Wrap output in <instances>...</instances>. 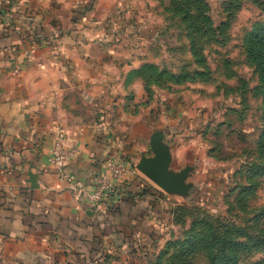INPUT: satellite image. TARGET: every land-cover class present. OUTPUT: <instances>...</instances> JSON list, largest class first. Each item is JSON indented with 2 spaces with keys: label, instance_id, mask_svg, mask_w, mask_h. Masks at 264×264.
<instances>
[{
  "label": "crops",
  "instance_id": "0c3cea01",
  "mask_svg": "<svg viewBox=\"0 0 264 264\" xmlns=\"http://www.w3.org/2000/svg\"><path fill=\"white\" fill-rule=\"evenodd\" d=\"M134 1L0 0V264H98L163 194L180 197L137 171L93 210L50 162L61 140L75 152L67 171L92 190L109 160L153 156L143 153L161 130L149 140L131 110L144 100L141 63L114 41L115 13Z\"/></svg>",
  "mask_w": 264,
  "mask_h": 264
},
{
  "label": "rangeland",
  "instance_id": "374dc122",
  "mask_svg": "<svg viewBox=\"0 0 264 264\" xmlns=\"http://www.w3.org/2000/svg\"><path fill=\"white\" fill-rule=\"evenodd\" d=\"M132 4V13L117 8L112 21L114 41L133 49V59L140 68L147 66L151 79L146 87L136 74L140 68L133 73L142 82L144 100L132 103L131 110L148 126V139L161 130L173 151V170L189 171V188L185 197L165 200L163 194L141 229L101 248L98 264H219L211 254L218 262L227 256L233 264L264 262V251L252 245L264 238V177L257 152L264 92L248 50L249 38L264 27V0ZM150 149L151 141L141 153L150 155ZM250 185L257 188L247 195L250 209H244L245 193L237 188ZM232 241L234 248L225 246ZM218 242L220 249L208 251Z\"/></svg>",
  "mask_w": 264,
  "mask_h": 264
},
{
  "label": "built area",
  "instance_id": "2783aa9c",
  "mask_svg": "<svg viewBox=\"0 0 264 264\" xmlns=\"http://www.w3.org/2000/svg\"><path fill=\"white\" fill-rule=\"evenodd\" d=\"M75 152L66 148L58 140L50 157L51 164L58 170L60 177L66 180L79 201H84L91 209L98 210L105 198L113 194L128 175L135 174L138 170L125 162L109 160L106 171L92 177V190L89 186L67 171Z\"/></svg>",
  "mask_w": 264,
  "mask_h": 264
},
{
  "label": "water",
  "instance_id": "95a60500",
  "mask_svg": "<svg viewBox=\"0 0 264 264\" xmlns=\"http://www.w3.org/2000/svg\"><path fill=\"white\" fill-rule=\"evenodd\" d=\"M152 157H142L136 168L165 193L185 197L189 186L186 183L189 171L171 170L172 155L170 148L163 142L160 133L151 139Z\"/></svg>",
  "mask_w": 264,
  "mask_h": 264
},
{
  "label": "trees",
  "instance_id": "16d2710c",
  "mask_svg": "<svg viewBox=\"0 0 264 264\" xmlns=\"http://www.w3.org/2000/svg\"><path fill=\"white\" fill-rule=\"evenodd\" d=\"M196 3H198L200 0H194ZM248 50H249V58L250 60L254 63L257 72L259 73V80L262 83V89L264 92V27H260L258 29H256L254 31V33L252 34V36L249 38L248 41ZM147 66H143L141 67L136 74L139 77H142L145 80V86L148 87L149 86V81L151 79H149L147 77V73L146 72ZM257 152H258V158L259 160V164L261 166L262 169V174H260V176L263 178L264 177V128L262 131V135L261 138L259 140V142L257 143ZM238 186L237 189H240L241 193L244 192L245 195H243V200H242V206L244 209H246L247 207H249L250 209V204H249V198H247V195L252 193V191H255L257 186ZM219 219L225 220L227 219L225 216L219 215L217 216ZM220 221V220H219ZM258 222H256L255 225H257ZM212 229H214V227H211ZM236 242V241H235ZM239 244V242H237ZM252 245H254L256 251H264V238L259 237L255 242L253 241ZM220 242L217 243V245L213 246L211 245V250L208 249V251H210L212 253V251H214L215 249H220ZM237 244V245H238ZM226 245H232L234 248V245H236V243H234L233 241L230 242V244H225ZM196 246V245H195ZM195 246L191 247L189 249V251L194 248ZM244 249V248H243ZM237 250V249H236ZM235 250V251H236ZM252 250V251H253ZM211 260L213 262L219 263L221 264H233L235 263L234 260H232V257L227 256L226 258H221L220 262H218V258L219 256L211 254ZM224 259V260H223ZM237 261V260H236ZM254 264H264V262H257Z\"/></svg>",
  "mask_w": 264,
  "mask_h": 264
}]
</instances>
